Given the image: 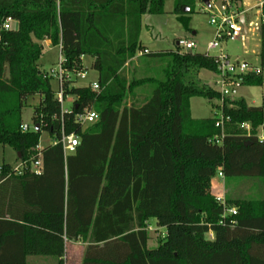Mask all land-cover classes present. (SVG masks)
I'll use <instances>...</instances> for the list:
<instances>
[{
    "label": "trees",
    "instance_id": "trees-1",
    "mask_svg": "<svg viewBox=\"0 0 264 264\" xmlns=\"http://www.w3.org/2000/svg\"><path fill=\"white\" fill-rule=\"evenodd\" d=\"M166 1L0 0V26L8 17L19 24L0 32V146L14 149L18 164L27 163L21 175L12 165L0 168V264H27L29 256L64 264L66 241L89 244L83 264H264V197L228 199L237 215L222 225L224 210L212 189L220 172L258 177L264 186V146L256 138L264 102L250 107L225 98L223 135L217 115L191 114L192 98L222 99L199 78L201 71L218 73L212 57L148 52L141 58H170L164 79L126 74L145 49L142 17L163 14ZM198 1L174 0V13L192 14ZM231 1L242 12L243 0ZM260 40L264 70V24ZM46 41L61 47L69 72L83 71L82 59L92 57L102 91L66 83L64 98L75 101L63 112L38 64ZM240 81L263 85L262 77ZM146 86L149 97L126 104ZM37 96L33 123L40 131L24 132L22 111ZM90 107L99 119L82 127L77 115ZM244 123L251 136L237 130ZM42 132L53 141L74 134L79 145L67 155L61 143L44 148L36 174L31 169ZM153 219L166 235L149 249Z\"/></svg>",
    "mask_w": 264,
    "mask_h": 264
},
{
    "label": "rangeland",
    "instance_id": "rangeland-1",
    "mask_svg": "<svg viewBox=\"0 0 264 264\" xmlns=\"http://www.w3.org/2000/svg\"><path fill=\"white\" fill-rule=\"evenodd\" d=\"M174 0H167L164 6V13L161 15H144L142 17V32L141 43L145 49L151 53L157 52H175L177 50L176 42L180 39H191L197 44L195 53L205 54L207 46L214 41L215 28L210 24L209 8L198 1L194 7L192 14L184 16H177L174 13ZM256 12L252 13L253 19L258 21L261 15L256 16ZM188 20V21H187ZM196 32V35H193ZM261 40L259 31L253 28H248V33L241 40L231 42L224 41L218 50L213 51L211 55L217 56L222 50L228 55L232 62L236 60H247L253 64H259ZM146 54V52H143ZM60 50L57 47L44 46V51L38 64L42 72H50L55 69L58 70ZM137 57V56H136ZM94 59L86 57L83 62V72L87 79L81 80L74 77L73 82L77 86H89L93 82L98 81V73L93 69ZM170 58H135L130 65L126 67V74L131 80L134 76L137 78L155 77L160 80L164 79V70L168 67ZM199 78L207 85L213 87L220 92V85H218V77L209 71H201ZM50 85L52 90L58 94L60 86L55 77L50 78ZM229 95L226 97L230 101H239L244 99L250 107H261L264 102V85L260 87H246L239 86L229 89ZM152 87L146 86L137 91V97L126 99V104L129 105L133 100L143 102L144 99L150 96ZM75 98L67 97L63 104L64 110H69ZM40 103V97L30 99L28 106L22 111V121L24 125L35 127L33 117L35 108ZM191 114L194 119H208L215 117L220 112L222 99L208 100L205 98H192L190 101ZM53 142L49 133L42 132L39 147L44 149ZM4 164L17 167V153L9 146H0V168ZM216 180H213L212 189L215 194H223L228 199H262L264 197V186L261 178L258 177H224L221 180L222 186H217ZM149 235L151 240L149 242V249H156L161 240L164 239L166 231L159 228L156 220H151L149 225Z\"/></svg>",
    "mask_w": 264,
    "mask_h": 264
},
{
    "label": "built area",
    "instance_id": "built-area-1",
    "mask_svg": "<svg viewBox=\"0 0 264 264\" xmlns=\"http://www.w3.org/2000/svg\"><path fill=\"white\" fill-rule=\"evenodd\" d=\"M210 6V24L215 28V38L214 41L210 42L207 46V51L205 55L208 57H212L218 66V73L215 74L219 81L218 85H220V94L223 100L229 95V89L234 87H239L241 85L240 78L242 77H262L263 85H264V70L261 68L260 63L258 65L253 64L249 61H240L236 60L232 62L227 54H225L222 50L220 54L217 56L211 55L213 51H216L220 48L221 43L224 41L235 42L241 40L245 37V34L248 33L246 24L243 25L241 23L242 13L238 11L237 6L231 0H209ZM264 24V16L262 15L258 21L251 25L256 31L260 32L262 25ZM18 22L14 19L8 17L4 20V22L0 26V32L3 31H14L18 28ZM177 50L180 53L193 52L197 50V44L191 39H180L176 42ZM61 48V47H60ZM146 53H148L146 51ZM64 59L62 53L59 58V66L58 70H51L50 72H45L46 76L51 78L55 77L59 83L60 91L57 94V98L59 103L62 106L63 112H68L69 110H64L63 104L65 102L64 98V88L66 83H72L74 77H78L81 80H86L87 77L83 71L81 72H69L64 68ZM92 91L96 93H100L102 91L100 84L98 81L93 82L89 85ZM72 105L74 102H71ZM217 126L222 129L223 135L227 132V121L229 118H226L222 111L217 114ZM99 119V115L93 108H86L82 113L77 115L76 121L82 127L90 126L95 124ZM238 131L241 132L243 136H251L252 128L248 123H244L238 127H236ZM22 130L24 132L35 130V127H29L28 125H22ZM256 138L257 140L264 146V122L261 126L256 130ZM61 143L64 149L65 154H70L75 151V149L79 145V140L76 135H66L64 132L62 133V137L59 140H55L51 143V145H57ZM216 144H220V140L215 139ZM42 148L37 147V159L32 163V171L36 174L42 172ZM27 169V163H19L17 167H15V171L18 175L23 174V172ZM224 174L219 173L218 176L214 179L216 182H220L224 179ZM216 201L219 205L223 207L224 214L221 221L222 225L227 224V219L230 216L237 215V209L233 207H229L227 204V199L225 196H216ZM235 222H231V226H234Z\"/></svg>",
    "mask_w": 264,
    "mask_h": 264
},
{
    "label": "crops",
    "instance_id": "crops-1",
    "mask_svg": "<svg viewBox=\"0 0 264 264\" xmlns=\"http://www.w3.org/2000/svg\"><path fill=\"white\" fill-rule=\"evenodd\" d=\"M263 3H264V0H243L241 13L244 16V20H245L247 30H248V28H251V25L256 23V20L253 19V15H252V13L254 11H257L256 12L257 17L259 15L262 16V5H263ZM259 34H260V32H259ZM193 35H196V32H193ZM140 39H141V37H140ZM140 42H141V40H140ZM44 46L51 47L52 46L51 41H46L44 43ZM57 48L61 52L60 46H58ZM146 51L149 52L147 49L143 50V52H146ZM143 52H138L137 57H135V58L140 57L143 54ZM85 58L86 57H84L82 59V62H84ZM216 184H217V186H222L221 181L217 182ZM222 195L224 196V192ZM222 195L221 194H215V196H222ZM88 245H89L88 243H84L82 241H78V242L66 241L65 250H64V257H63L64 264H83L84 258H85V253H86ZM27 264H58V261L52 257L29 256L27 258Z\"/></svg>",
    "mask_w": 264,
    "mask_h": 264
},
{
    "label": "water",
    "instance_id": "water-1",
    "mask_svg": "<svg viewBox=\"0 0 264 264\" xmlns=\"http://www.w3.org/2000/svg\"><path fill=\"white\" fill-rule=\"evenodd\" d=\"M203 3H204L207 7L210 6V2H209V0H203ZM238 8H239V9H242V3L239 4ZM188 11H189V9L186 10V12H188ZM241 23H242L243 25H245V20H244V16H243V15L241 16ZM35 131H36V132H39V131H40V125H36V126H35ZM18 157H19V155H18Z\"/></svg>",
    "mask_w": 264,
    "mask_h": 264
}]
</instances>
